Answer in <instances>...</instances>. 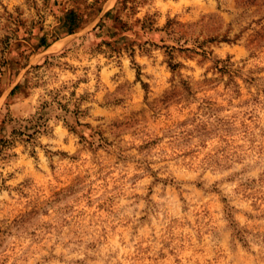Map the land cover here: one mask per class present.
<instances>
[{
    "label": "rangeland",
    "instance_id": "1",
    "mask_svg": "<svg viewBox=\"0 0 264 264\" xmlns=\"http://www.w3.org/2000/svg\"><path fill=\"white\" fill-rule=\"evenodd\" d=\"M0 264H264V0H0Z\"/></svg>",
    "mask_w": 264,
    "mask_h": 264
},
{
    "label": "trees",
    "instance_id": "2",
    "mask_svg": "<svg viewBox=\"0 0 264 264\" xmlns=\"http://www.w3.org/2000/svg\"><path fill=\"white\" fill-rule=\"evenodd\" d=\"M42 40H44V39H42Z\"/></svg>",
    "mask_w": 264,
    "mask_h": 264
}]
</instances>
